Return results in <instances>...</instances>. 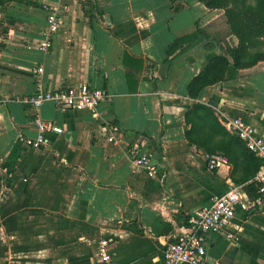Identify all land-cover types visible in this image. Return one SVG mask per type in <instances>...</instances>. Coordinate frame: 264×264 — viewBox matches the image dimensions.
<instances>
[{"label": "crops", "instance_id": "obj_1", "mask_svg": "<svg viewBox=\"0 0 264 264\" xmlns=\"http://www.w3.org/2000/svg\"><path fill=\"white\" fill-rule=\"evenodd\" d=\"M44 5L58 6L62 20L47 53L37 48ZM236 47L223 10L198 0L0 5V264L20 254L21 237L30 240V264H97L101 239L109 240L115 264H162L166 243L185 235L193 210L241 177L231 164L209 171L207 152L188 144L190 107L211 108L224 130L216 111L242 118L264 137V61L234 69L228 51ZM218 55L230 64L223 80L188 97L193 78ZM38 64L46 87L88 84L105 89L111 103L94 117L21 102L35 93L30 71ZM36 118L62 133L47 132L43 146L28 148L22 139L37 136ZM105 123L118 126V144L106 143ZM134 142H144L159 166L155 177L133 164ZM228 233L234 237L207 236L208 264H264V206L238 209Z\"/></svg>", "mask_w": 264, "mask_h": 264}, {"label": "built area", "instance_id": "obj_2", "mask_svg": "<svg viewBox=\"0 0 264 264\" xmlns=\"http://www.w3.org/2000/svg\"><path fill=\"white\" fill-rule=\"evenodd\" d=\"M43 9L47 12L46 28L37 48L47 53L55 33L62 25V20L58 6L44 5ZM30 72L35 83V93L22 98L21 102L28 103L34 108H38L45 102H51L56 107H67L75 111L89 110L94 117H98L99 106L112 101L111 95L105 89L91 87L88 84L67 88L46 87L43 82L44 68L40 64L34 66ZM216 114L225 130L238 138L246 150L261 162L253 179L256 195L250 199L243 190V186L229 183L223 193L212 198L210 204L193 210L186 221L185 235L166 243L162 264H208L206 261L207 236L213 233L232 239L234 236L228 233V229L232 226L236 211L260 209L264 206V137L242 118L229 117L219 111H216ZM34 123L38 130L37 136L22 139L23 145L28 148L43 146L46 143L47 132L62 133V129L52 122L36 118ZM102 130L107 144H118L120 141L118 126L105 123ZM129 152L132 155L133 164L142 169L148 177L153 178L160 171L159 166L153 163L151 155L145 149L144 142L132 143ZM202 157L209 171L230 168L228 158L221 152L204 153ZM233 230L239 231V227L235 226ZM96 262L97 264H115L108 239L99 241Z\"/></svg>", "mask_w": 264, "mask_h": 264}, {"label": "trees", "instance_id": "obj_3", "mask_svg": "<svg viewBox=\"0 0 264 264\" xmlns=\"http://www.w3.org/2000/svg\"><path fill=\"white\" fill-rule=\"evenodd\" d=\"M198 1L208 9L223 10L229 34L237 39V47L228 51L234 69L250 68L264 61V0ZM229 65L224 56L213 58L203 72L189 84L188 97L196 99L205 87L222 81ZM184 121L188 144L207 153H223L233 168L240 170L241 177L234 182L238 184L250 179L243 188L246 193L255 196L253 179L261 162L246 150L238 138L220 126L213 110L203 104L194 103L186 112Z\"/></svg>", "mask_w": 264, "mask_h": 264}, {"label": "rangeland", "instance_id": "obj_4", "mask_svg": "<svg viewBox=\"0 0 264 264\" xmlns=\"http://www.w3.org/2000/svg\"><path fill=\"white\" fill-rule=\"evenodd\" d=\"M9 1L10 0H0V5L3 7ZM17 245H18V249H19L20 254L13 257L11 260L12 263H10V264H30V240L25 239V237H21L19 239V242ZM6 251H5V255H7ZM7 257H8V255H7ZM36 260L41 261L42 260L41 256L40 255L36 256ZM95 263H96V258H95ZM5 264H9V263H5Z\"/></svg>", "mask_w": 264, "mask_h": 264}]
</instances>
